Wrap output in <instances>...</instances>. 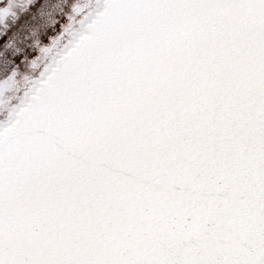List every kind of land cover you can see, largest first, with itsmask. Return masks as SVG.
Masks as SVG:
<instances>
[{"label":"snow or ice","instance_id":"1","mask_svg":"<svg viewBox=\"0 0 264 264\" xmlns=\"http://www.w3.org/2000/svg\"><path fill=\"white\" fill-rule=\"evenodd\" d=\"M11 14L0 264H264V0Z\"/></svg>","mask_w":264,"mask_h":264},{"label":"flooded vegetation","instance_id":"2","mask_svg":"<svg viewBox=\"0 0 264 264\" xmlns=\"http://www.w3.org/2000/svg\"><path fill=\"white\" fill-rule=\"evenodd\" d=\"M30 0H11L12 14L6 18V22L8 24H12L15 22L17 15L24 12V10L28 7ZM62 2V0H61ZM48 21V17L46 12L41 15V23H46ZM0 23H4V21H0ZM35 35V30L33 28L28 29L26 34L22 33L23 39H29Z\"/></svg>","mask_w":264,"mask_h":264},{"label":"rangeland","instance_id":"3","mask_svg":"<svg viewBox=\"0 0 264 264\" xmlns=\"http://www.w3.org/2000/svg\"><path fill=\"white\" fill-rule=\"evenodd\" d=\"M23 82L21 81V84H22Z\"/></svg>","mask_w":264,"mask_h":264}]
</instances>
